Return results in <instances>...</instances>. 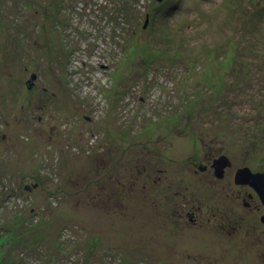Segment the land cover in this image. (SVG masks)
Listing matches in <instances>:
<instances>
[{"label": "rangeland", "instance_id": "1", "mask_svg": "<svg viewBox=\"0 0 264 264\" xmlns=\"http://www.w3.org/2000/svg\"><path fill=\"white\" fill-rule=\"evenodd\" d=\"M223 155L264 172V0H0V264H264Z\"/></svg>", "mask_w": 264, "mask_h": 264}, {"label": "flooded vegetation", "instance_id": "2", "mask_svg": "<svg viewBox=\"0 0 264 264\" xmlns=\"http://www.w3.org/2000/svg\"><path fill=\"white\" fill-rule=\"evenodd\" d=\"M225 156H227V155H225ZM228 157V156H227ZM219 157H215V158H213V160L212 161H209L207 164H202V165H200L199 164V166H198V169H197V171H199V170H202V171H209V172H211V173H215L216 172V174L215 175H218V172H219V174L220 175H223L222 177L224 178L223 180H221V182H228V186L229 187H232V186H235V185H237V186H240L242 183L244 184V182H246V184L249 186V184H251L249 181L247 182V181H245V178H237V172H238V170L236 171V172H234V174H231V169H232V166H233V162H232V160L228 157V159L226 160V162H227V164H225L223 167L222 166H220V164H218L217 162H216V160L218 159ZM211 162V163H210ZM213 162H214V164H213ZM210 163V164H209ZM215 164L218 166V168H220L219 170H218V172H217V168H216V166H215ZM244 167H248L249 168V166H242L241 168H244ZM240 168V169H241ZM238 169V168H237ZM257 172H261V171H257ZM231 178H232V180H231ZM222 179V178H221ZM251 187V186H250ZM251 190H254V191H251L250 192V194H251V196H252V198L250 199L251 200V202L249 201V202H247V201H244L248 206H251L252 207V205H253V203H252V200H256V199H258L259 200V195H258V193H257V191L255 190V189H253L252 187H251ZM259 202V201H258ZM261 203V202H260ZM260 203L257 205L258 206V208H260ZM250 204V205H249ZM192 217L194 216V214H195V210H190L189 212H188ZM263 215V214H262ZM196 219V218H195ZM195 219H192V220H195Z\"/></svg>", "mask_w": 264, "mask_h": 264}, {"label": "water", "instance_id": "3", "mask_svg": "<svg viewBox=\"0 0 264 264\" xmlns=\"http://www.w3.org/2000/svg\"><path fill=\"white\" fill-rule=\"evenodd\" d=\"M158 1H162V0H158ZM149 19V17H148ZM37 77V73L36 74H33L32 77L30 78V81H29V86L28 88H32L34 81H35V78ZM228 159L227 156L223 155L221 156L220 158H218L216 160V162L218 164H220V166H224L225 164H227L226 160ZM220 169V168H218ZM245 175H249L250 178L252 179V181H250V183L252 184V186L256 189V191L259 193V195L261 196V198L263 199L264 201V197L262 195V191H261V188H259L258 186V183H257V180L260 179V178H264V172H257V173H254L252 171H250V168H241V170L237 173V178H245ZM218 176H220L219 172H218ZM264 217V216H263ZM264 219V218H263ZM262 219V220H263ZM264 221V220H263Z\"/></svg>", "mask_w": 264, "mask_h": 264}, {"label": "bare ground", "instance_id": "4", "mask_svg": "<svg viewBox=\"0 0 264 264\" xmlns=\"http://www.w3.org/2000/svg\"><path fill=\"white\" fill-rule=\"evenodd\" d=\"M245 181H252V179L250 178L249 175H245ZM257 183H258V186L259 188H261V191H262V195L264 197V178H260L257 180ZM253 189H255L251 184H249ZM256 190V189H255ZM258 193V192H257ZM259 195V194H258ZM259 201L261 202L262 205H264V201L263 199L261 198V196L259 195ZM264 215V214H263Z\"/></svg>", "mask_w": 264, "mask_h": 264}]
</instances>
